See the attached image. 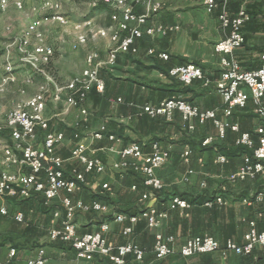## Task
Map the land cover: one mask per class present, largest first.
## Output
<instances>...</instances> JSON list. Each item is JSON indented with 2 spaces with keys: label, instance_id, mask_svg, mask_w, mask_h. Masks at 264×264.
Listing matches in <instances>:
<instances>
[{
  "label": "crops",
  "instance_id": "1",
  "mask_svg": "<svg viewBox=\"0 0 264 264\" xmlns=\"http://www.w3.org/2000/svg\"><path fill=\"white\" fill-rule=\"evenodd\" d=\"M242 7L247 8L252 18L243 28L245 43L235 51L234 56L241 70H252L261 66L264 53V0H229L228 10L231 15H236ZM138 10L142 8L138 7ZM219 14L220 9L208 12L203 0H163L161 11L151 22L179 28L167 35L137 39V53H119L113 68L101 69L100 77L105 83V89L103 93L96 89L90 91L83 105L88 110L86 117L82 115L79 106H69L66 103L65 94L61 100H55L52 87L47 94L49 131L64 133V140L58 145L56 153L65 159L64 170L67 176H71L75 169L84 172V165L72 158V151L79 141L87 146L90 156L102 159L107 166L101 174L87 173L86 182L73 198L87 203L100 201L109 206V212H78L75 217L77 231L79 234L99 231L101 225L107 222L109 228L104 234L111 245L133 241L146 251L143 261L129 256L126 264H264V255L259 248L251 255H238L232 251L223 255L222 250L188 258L180 255L181 246L194 236H212L223 247L230 239L243 244L244 236L250 229V220H256L257 229L264 231V216L259 217L257 214L259 210L264 212V204L248 206L241 201L243 197L261 189L264 174L256 179L237 183L228 180L239 169L246 153V150L236 145L238 133L228 129L226 137L219 139L212 121L205 124L195 121L196 129L188 132L178 112L170 121L141 113V107L146 104L156 105L165 99L180 97L201 110H217L219 118L226 119L222 114L223 98L217 90L222 69L221 54L215 51V45L227 35L228 29L221 26ZM111 24L109 14L108 27ZM74 39L75 35L71 34L68 40L70 48ZM109 44L108 34L105 37L99 34L92 36L85 47L77 50L85 53L80 61L76 55L64 61V65L68 67L67 72L70 73L68 76H72L67 81L86 67L89 50L98 51L101 58L106 59ZM149 48L167 53L169 59L149 55ZM77 51L73 50V53ZM76 62L80 63L79 66ZM188 62H194L203 69L204 79L185 85L168 75L167 71L171 67ZM58 75L60 76V72ZM55 80L60 84L66 82L59 81L56 77ZM206 80L209 85H205ZM118 99L122 101L119 102ZM227 119L237 123L241 131H250L258 144L256 129L264 122L256 114L252 100L246 108L236 110ZM103 125L107 129L105 135L101 139L95 138L93 134ZM76 134H79V138L75 137ZM45 135L46 131L38 128L33 144L41 146ZM110 135L115 136V139L111 140ZM208 136H213L214 141L211 145L204 146L202 142ZM4 138L6 143H11L10 136L9 139ZM155 141L170 153L156 171L164 185L162 190L154 191L147 187L143 175L132 167L124 171L112 168L113 162L119 159L118 151L130 143L139 142L143 152L149 153L151 143ZM187 146L192 149L188 164L182 157ZM221 154L228 158L224 164L216 161ZM2 155L3 152L0 155V170ZM129 161L142 164L143 159L130 158ZM11 169L18 170V167ZM189 169L194 172L188 174ZM203 182H206L205 188L202 187ZM104 183L109 184L110 190L102 188ZM134 186L137 188L134 189ZM145 192L152 194L150 201L142 200ZM175 195H182L191 204L190 207L171 209L170 201ZM65 196L66 192L62 191L50 207L42 203V195L30 199H0V206L5 205L8 209L7 215L0 214V225L10 217L16 221L15 215L18 212L25 215V222L16 221L25 225L20 236L8 235L11 233L10 228L4 229V236L0 235V263L6 261L9 248L16 247L15 244L18 243L17 256L11 264H26L27 259L35 256L42 247L49 258L46 264H111L106 260L101 261L104 257L100 256L92 261L78 260L75 250L69 244L49 239L48 230L62 225L61 218L55 217L54 213L63 209L62 198ZM204 196L208 198L202 201L199 197ZM216 196H222L224 203H215L211 207L204 204L206 200H214ZM196 198L198 201L192 203ZM149 205L167 213L161 226L152 229L145 219H141L134 224L133 233L125 235L123 230L128 223L116 222L114 215L138 214ZM27 210L36 213L31 223L27 222ZM156 231L174 237L173 255L164 259L155 256L153 248Z\"/></svg>",
  "mask_w": 264,
  "mask_h": 264
},
{
  "label": "built area",
  "instance_id": "2",
  "mask_svg": "<svg viewBox=\"0 0 264 264\" xmlns=\"http://www.w3.org/2000/svg\"><path fill=\"white\" fill-rule=\"evenodd\" d=\"M93 8L105 7L110 11L111 26L107 29H99L93 18L79 22H72L62 12V4L56 0H39V5L34 11L41 9L47 14L31 20L23 30L18 53L23 65L31 68L36 74L44 79L38 91L18 102L11 109L5 120L0 121V133L8 129L12 142L2 146V169L0 170V199L18 198L28 199L36 195H42L45 205H51L54 199L60 196L62 191L66 196L62 198L63 209L55 211V217L61 218V226H53L48 230L51 241H61L69 244L76 252L78 260L92 261L96 256L108 259L111 264H126L128 257L132 256L137 261H143L146 255L145 249L139 244L129 241L120 245H111L105 232L109 224L104 222L99 231L79 234L75 223L78 212H102L108 213L109 206L100 201L90 203L82 199H74V194L86 182L87 173L101 174L107 166L105 162L88 154L87 146L78 142L72 151V158L84 165V172L73 170L70 177L65 175V159L56 153V149L64 140L63 132L49 131V118L46 116L47 94L50 87L53 88L55 100H61L65 94V101L69 106H79L82 115H88V110L83 106L92 89L103 93L105 83L100 77L101 69L113 68L117 62L119 53H137L135 42L144 36L154 37L156 35H167L170 31L178 29V26H168L161 23H152L153 17L161 11L163 0H88ZM206 10L213 12L220 9L219 21L224 29H228L227 35L215 45V51L221 54V77L217 81V90L224 102L222 114L226 119L218 116L217 110H201L197 105L180 97H171L159 104H146L141 107V113L152 118H163L172 120L175 113H180L185 129L193 132L196 129L195 121L205 124L212 121L217 128V136L224 139L227 130L238 133L236 145L253 151L243 155V162L239 169L232 173L228 180L231 183L256 179L264 174V123L256 129L259 136L258 144L255 143L250 131H241L237 123L230 122L227 118L234 115L238 109L247 107L250 100L255 106V112L264 122V53L261 57V66L252 70H241L239 62L235 58V51L245 43L243 32L244 25L251 20L252 16L247 8L242 7L236 15H231L228 10L229 0H203ZM13 4L18 9L24 8L23 0H0V9L6 11ZM141 7L142 10H138ZM57 24L61 27H71L75 39L71 43L74 51L88 44L89 33L105 35L108 31L110 44L108 56L102 59L98 51L89 50L86 55V67L83 71L63 84L56 82L51 74L49 66L55 55V47L46 39L44 27L46 24ZM148 54L168 60L169 55L165 52L149 48ZM15 65L11 51L5 54L3 72L0 74V91L9 84L16 82ZM168 75L185 85H190L196 80L204 79L203 69L194 62H188L173 66ZM209 85V81H205ZM119 102L122 99H118ZM46 131L41 146H35L33 141L37 138V129ZM107 129L102 126L93 135L97 139L103 138ZM79 138V134L75 135ZM111 140L115 136L110 135ZM213 136L206 137L202 144L211 145ZM192 149L187 146L182 154L185 163H190ZM170 153L160 146L158 142L151 143V151L143 152L139 142H132L120 151L119 159L112 164L116 171H124L132 167L144 177V184L154 191H160L164 185L156 171L167 160ZM143 159L142 164L130 162L129 159ZM216 161L224 164L228 161L226 155H218ZM18 170H12V167ZM192 169L188 174H192ZM206 187V182L202 183ZM103 189L110 190L108 183L102 185ZM134 189L137 187L134 186ZM142 200L150 201L153 197L150 192L142 194ZM248 206L264 204V181L260 190L241 200ZM215 203L223 204L222 196L208 199L204 202L206 206ZM190 203L183 197L175 195L171 198V209H186ZM0 214L7 215L8 209L5 205L0 206ZM259 217L264 216L263 211L257 212ZM167 215L154 205H149L138 214L116 213L114 220L118 223L127 222L123 233L130 235L134 231V224L145 219L152 229L161 226L163 218ZM18 222H25L23 212L15 215ZM250 229L244 236V243L238 244L233 240H227L224 246L212 236H194L186 240L180 248V255L188 258L199 254L213 253L222 250L223 255L232 251L238 255H251L259 248L264 255V231L257 229L256 220L249 221ZM174 237L164 235L160 231L155 233L154 254L160 259L167 258L175 253L172 243ZM17 256L16 247H10L6 261L0 264H11ZM48 261L45 248H39L36 255L27 259L26 264H46ZM101 264V263H99Z\"/></svg>",
  "mask_w": 264,
  "mask_h": 264
},
{
  "label": "rangeland",
  "instance_id": "3",
  "mask_svg": "<svg viewBox=\"0 0 264 264\" xmlns=\"http://www.w3.org/2000/svg\"><path fill=\"white\" fill-rule=\"evenodd\" d=\"M23 1V9H18L13 4H11L6 11L0 9V74L2 73L5 54L10 50L16 67L15 73L17 75L16 82L9 84L3 91H0V121H4L8 112L13 109L18 102L37 92L40 84L44 82V79L41 76L36 74L28 66L22 64L18 53V45L20 43L23 30L28 26L31 20L36 17H41L47 14V12L41 9H38V11L33 10L35 6L39 5V0ZM56 1H59L62 4V12L66 14L72 22H79L88 18H93L95 25L97 27L99 26V29H107L109 26L110 13L105 7L101 6L93 8L88 0ZM44 32L47 41L55 47V55L52 59L51 65L49 66V70L59 81L65 82L72 76H68L70 73L69 71L67 72L68 67L64 65V61L71 59L72 55H76L77 57L79 56L78 60L80 61L85 53L83 51L73 53V50L70 48L68 43L69 36L74 34L71 27L65 28L55 23H48L44 27ZM107 34L108 31L105 35H102L101 33L99 35L101 37H105ZM91 37L92 34L89 33V39ZM91 41L94 40L91 39ZM79 64V62H76V65L79 66ZM76 67H74V69H77ZM58 72H60V76L58 75ZM5 139L6 138L0 135V155L2 152V146L8 144ZM26 215L27 222L31 223L36 216V213L27 210ZM24 226L25 225L17 223L13 217H10V219L1 223L0 235L2 234L4 236V229L10 228L11 233L8 235L12 234L14 237H18L21 235Z\"/></svg>",
  "mask_w": 264,
  "mask_h": 264
},
{
  "label": "trees",
  "instance_id": "4",
  "mask_svg": "<svg viewBox=\"0 0 264 264\" xmlns=\"http://www.w3.org/2000/svg\"><path fill=\"white\" fill-rule=\"evenodd\" d=\"M50 72H51V71H50ZM168 72H169V70L167 71V73H168ZM51 74H52V73H51ZM0 135H1V136H4V137H7V138L9 139L10 132H9L8 129H6V130H4L3 132H1ZM11 142H12V141H11ZM238 147H240V148L246 150V152L250 153L251 155L253 154V151L250 150V149H247V148L242 147V146H238ZM65 175L67 176L66 173H65ZM67 177H70V175H68ZM36 196H38V195H36ZM36 196H33V197H36ZM181 196H182V195H181ZM182 197H183V196H182ZM31 198H32V197H31ZM199 198H201L202 201H204V200H205L206 198H208V197L204 196V197H199ZM28 199H30V198H28ZM196 201H198V198L192 200V203H194V202H196ZM42 203L45 205V203H44V199H43ZM45 206H46V207H50L51 205H45ZM15 246L18 247V243L15 244ZM208 254H210V253H208ZM104 260H106L107 262H109L108 259H106V258H102L101 261H104Z\"/></svg>",
  "mask_w": 264,
  "mask_h": 264
}]
</instances>
